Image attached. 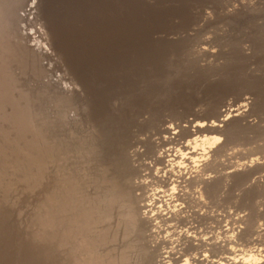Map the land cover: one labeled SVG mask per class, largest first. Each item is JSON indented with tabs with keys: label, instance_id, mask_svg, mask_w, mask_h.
I'll use <instances>...</instances> for the list:
<instances>
[{
	"label": "bare ground",
	"instance_id": "obj_1",
	"mask_svg": "<svg viewBox=\"0 0 264 264\" xmlns=\"http://www.w3.org/2000/svg\"><path fill=\"white\" fill-rule=\"evenodd\" d=\"M229 1L234 4L220 12L221 18L251 16L246 26L260 33H246L244 26L245 38L236 42L222 30L219 48L208 38L190 46L186 53L209 88L206 117L180 115L172 121L131 117L144 85L130 96L100 85L95 93L94 78L108 74L110 64L100 65L103 57L94 53L74 64L80 86L46 84L40 95L49 99L39 107L26 106V93L11 89L12 63L39 69L38 58L47 54L26 43L16 25L40 11L59 35L70 20L47 12V0L34 5L0 0V264L5 257L19 264H264V1ZM202 14L203 20L210 17ZM258 37L262 44H256ZM179 38L163 36L166 44ZM235 57L240 71L234 69ZM238 81L245 85L238 103L215 96ZM116 93L126 97L125 103ZM258 105L263 111L253 114ZM254 140H259L254 153L237 148ZM15 183L36 197L23 226L4 208L10 203L5 192ZM170 222L189 229L160 236V224Z\"/></svg>",
	"mask_w": 264,
	"mask_h": 264
},
{
	"label": "rangeland",
	"instance_id": "obj_2",
	"mask_svg": "<svg viewBox=\"0 0 264 264\" xmlns=\"http://www.w3.org/2000/svg\"><path fill=\"white\" fill-rule=\"evenodd\" d=\"M23 1L25 4V0ZM23 1L21 0V2ZM26 1L29 3L31 0ZM32 1L34 5L37 0ZM263 1L264 0H254V3L255 5H262ZM233 4L234 3L229 0L219 2H216L215 0H159L152 3H150V1L148 0H118V3L117 0H47V3L45 4L48 7L47 12H50L53 15H63V17H67L70 20V23L66 25L63 32L58 35L57 31L53 30V26L51 27L46 23V19L44 18V15L40 13V11L39 14H37L35 11L33 12V14H29L24 19H22V22H18L16 26L20 31L23 32V35L26 37V39H24L25 42L30 44L34 49H38L35 50L43 51L47 55H40L41 57L38 58V61H40L41 64L39 69H34L28 66L20 69V66L18 64L12 63L13 65H16H14L15 67L10 64L11 68L13 66L12 70L15 77V85L14 87H11V89H13V92L15 93L20 90L26 93V96L29 99V103L26 102L25 104L26 106L39 107L40 103L48 98L44 97L42 99V96L40 95V92L46 89L44 85L48 84V87L51 86L55 88H58L57 86H60L68 90L71 86H80L81 84L79 80L73 77L74 74L72 69L74 68V64L76 66L77 62L80 63V58L90 53H94V56L97 55L96 57H103L101 59L98 58V61L101 62L99 63L100 65L105 63L106 61H109L106 63H109L111 68H109V71L107 72L108 74L102 76L103 79L100 76H98L96 79L94 78V80L96 81L94 82V84L96 85L95 93L100 88L98 85H100L104 87L106 86L112 91L114 90L120 92L121 90V92H123L125 95L129 94L130 96L137 92V88L140 89L142 87H139L140 85H144L142 87L144 89H140L141 91L138 89L139 98L135 99L136 101L134 100V103L129 100L130 104H135V109H132L130 112L131 114H134L131 116L132 118L135 115L137 116L139 114H143L142 116L146 115L147 118L165 117L169 118L168 120L172 121L178 119L180 115H186L187 118L191 119L206 117L204 106L206 102V90L207 95L209 93V88L207 87L208 84L199 81L198 77L201 75H199L200 73H198L196 68L191 63L192 61L190 60V57L186 52L190 46L194 45V43L200 44L203 41H206L205 39L207 38V40H209L208 43L210 46L213 45V48H215L218 45L216 48H219L222 45V41L219 40L218 36H220V32L222 30H227L228 33L231 34V37L233 35V38L236 42L241 41L245 38V35L240 32V30L244 26L246 27V33H260L258 32L257 28L252 29L251 27L246 26L249 19H251V16H244L239 18L236 17L235 19H231L229 21L230 23L226 21V18H221L220 12L224 10L225 7L230 8V6H232ZM114 7L115 9L113 10ZM32 9L36 10L35 7H33ZM65 10L69 11L67 12ZM203 11L209 13L210 17L208 19L203 20ZM110 14H112L113 16L109 17L111 16ZM57 27L58 25L56 26V28ZM163 36H177L180 38L179 40L175 41H167L166 44V40L163 39ZM261 37H264V32L261 34ZM261 37L255 38V42L257 45L263 43L261 41ZM106 39L107 41H105ZM146 43L148 45H146ZM108 45L110 46L107 47ZM176 45H178L179 47H177ZM136 46L138 47L136 48ZM106 48H108V50ZM109 49L111 50V52ZM65 50L67 53L65 52ZM103 51L105 52L103 53ZM182 53L185 55H183ZM120 54L122 56H120ZM131 54L133 55L131 56ZM105 57L107 58L106 60ZM223 57H226V55L224 54ZM235 62L236 65L234 69L236 71H240V68L238 66L241 64V61L239 60V58L235 57ZM183 63H186L184 68L182 67L184 65ZM82 65L83 70L86 71L88 69V66L86 64ZM189 67L192 68L191 71ZM121 68L124 69L122 70ZM235 70L234 76L237 75ZM118 72H120L121 74H119ZM152 75H155V82H153V80L151 79ZM118 77L120 79L116 82V79H118ZM182 78L185 80L187 79L188 81H185ZM137 79L139 80V82ZM140 79H142V82ZM219 80H225V78L221 76ZM107 81L110 82L108 83ZM131 81L133 82L131 83ZM250 83L251 82H249V84ZM120 84L123 85L121 86ZM116 85L117 89L115 88ZM163 85H165V87ZM161 86L164 88H161ZM244 86V83L240 81L232 84H227L226 86L220 88L218 90L219 93H217L215 96L220 97L222 100L228 103H238L240 97L244 94ZM121 87H124L123 90ZM248 87V91L250 93L254 92L253 86L248 85ZM159 88L163 90H159ZM197 88L199 92H197ZM151 89L153 91L156 90L154 92V95L153 93H151L153 92ZM144 91L147 93V96H144L142 94ZM262 94H264V92ZM115 98H119L123 103H125L124 101H126V97L121 98L117 93L115 95ZM8 106H6L7 108L5 107L7 111L11 110V106ZM261 109L262 108L259 105L255 106L253 108V114L256 113L257 110L263 111ZM144 110H147L146 113ZM148 112L149 115H147ZM131 117L129 118L130 120H128L129 123L132 122ZM260 139V141H264V137ZM258 141L259 140L250 141L248 144H246L245 142H239L237 144V148L245 150L246 152L249 151V153H254ZM16 183L15 185H13V187L5 192L6 197L8 198V202L10 203L4 208L11 210V216L16 225L19 224L23 226L22 224L27 221V211L33 210V208L35 207L36 197H34L33 193H26L22 185ZM19 188L21 189V191L19 190ZM217 207H219L218 204ZM160 225V236H163L166 233L171 236V233L174 230L180 231L189 229L188 224L186 225L177 222L162 223ZM183 257H186V255H183L182 258ZM2 263L19 264V261L5 257V260H3Z\"/></svg>",
	"mask_w": 264,
	"mask_h": 264
}]
</instances>
